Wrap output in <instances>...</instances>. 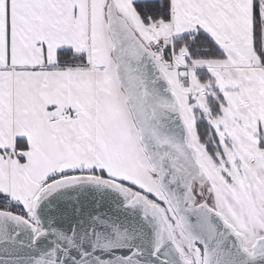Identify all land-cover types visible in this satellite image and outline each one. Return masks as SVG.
Instances as JSON below:
<instances>
[{"label": "snow or ice", "instance_id": "6c2138e0", "mask_svg": "<svg viewBox=\"0 0 264 264\" xmlns=\"http://www.w3.org/2000/svg\"><path fill=\"white\" fill-rule=\"evenodd\" d=\"M0 264H264V0H0Z\"/></svg>", "mask_w": 264, "mask_h": 264}]
</instances>
